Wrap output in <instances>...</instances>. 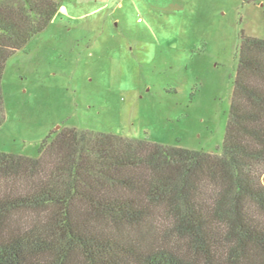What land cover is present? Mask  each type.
Returning a JSON list of instances; mask_svg holds the SVG:
<instances>
[{
    "label": "trees",
    "instance_id": "trees-1",
    "mask_svg": "<svg viewBox=\"0 0 264 264\" xmlns=\"http://www.w3.org/2000/svg\"><path fill=\"white\" fill-rule=\"evenodd\" d=\"M54 0H0L7 61ZM0 264H264V39L243 36L221 154L66 127L0 152Z\"/></svg>",
    "mask_w": 264,
    "mask_h": 264
},
{
    "label": "rangeland",
    "instance_id": "rangeland-1",
    "mask_svg": "<svg viewBox=\"0 0 264 264\" xmlns=\"http://www.w3.org/2000/svg\"><path fill=\"white\" fill-rule=\"evenodd\" d=\"M54 1L49 26L6 63L0 152L37 158L70 127L222 153L264 0Z\"/></svg>",
    "mask_w": 264,
    "mask_h": 264
},
{
    "label": "water",
    "instance_id": "water-1",
    "mask_svg": "<svg viewBox=\"0 0 264 264\" xmlns=\"http://www.w3.org/2000/svg\"><path fill=\"white\" fill-rule=\"evenodd\" d=\"M59 128V127H58Z\"/></svg>",
    "mask_w": 264,
    "mask_h": 264
}]
</instances>
